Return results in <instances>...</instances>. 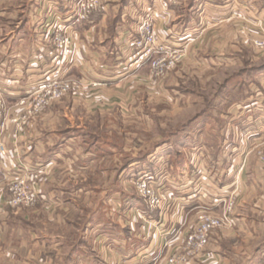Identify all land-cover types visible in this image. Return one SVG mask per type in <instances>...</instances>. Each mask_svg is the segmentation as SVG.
I'll return each instance as SVG.
<instances>
[{
  "label": "rangeland",
  "instance_id": "obj_1",
  "mask_svg": "<svg viewBox=\"0 0 264 264\" xmlns=\"http://www.w3.org/2000/svg\"><path fill=\"white\" fill-rule=\"evenodd\" d=\"M38 3L40 0H32L31 8L35 10ZM151 3L144 13L149 11L151 5L153 7V0ZM179 3L180 0H177L173 5ZM125 4L127 1H122L120 9H125ZM254 4L261 11L264 0H256ZM253 19V27L249 29H245L244 18L233 22L222 20L219 26L214 27V34L207 35V44L198 45L195 42L191 45V50L182 48L180 36L166 50L153 53L144 67L147 81L129 86L132 94L136 93V98L130 99L126 108L119 106L109 113H97L94 107L90 106L91 111L87 112L85 108L76 106L72 115L70 110L62 109V120L47 119L50 124L44 127L50 135L55 132L56 126L59 127L60 122L69 127L73 123L82 126L63 130L67 135H76L73 136L76 139L74 145L63 143L59 147L60 151H54L61 153L62 159H65L61 160L64 165L67 164L66 159L78 155L79 160L72 163L74 170L76 171L77 165L87 162L93 175L82 176V172L76 174L68 167L61 169L62 167L56 166L58 176L55 180L46 181L45 186L49 184L51 188L59 187L57 191L61 194L64 206L53 211L48 207L52 202L54 205L59 201V198H56L55 193L53 198L45 199L39 193L37 184L42 181L40 169L26 167L25 172H20L28 179L29 185H33L27 189H31L37 200L29 206L4 207L0 217L10 208L17 212L28 208L34 227L24 231V237L29 236L22 248L24 255H19L18 258L14 256V263L8 264H73L74 262L68 263L65 255L99 251L104 246L101 243L103 237L109 240L111 234L117 231L118 227L115 225L118 219L126 225L123 228L126 231H144L141 224L150 220L152 209L165 212L173 205V196L166 190L167 174L177 180L183 176L180 181H186L187 187L188 184L192 185L191 192L195 197H200V202L195 204L198 205L199 212L204 210L223 213L228 207V201L233 199V216L237 219L235 207H240V202H244L237 190V172L240 168L238 167L237 172L234 171L232 179L225 177L226 174L222 171L231 164L234 135L241 137L245 133L246 122L250 117L246 114L253 101L252 97L254 100H263L264 47L257 46L255 40H264V18ZM171 51L180 59L164 75L157 76L153 63L166 57ZM138 91L140 94H137ZM71 93L57 101H61L63 107L69 106V98L66 96ZM21 108L23 110L15 117L20 123H16L17 126H22L20 130L26 124L35 122L47 109L29 112L28 109ZM234 124L238 127L234 128ZM224 140H227V145L223 144ZM243 148L237 144L234 149H238L237 153H240ZM5 149L7 150L6 147ZM54 151L51 148L48 150L50 154H54ZM240 164L246 162L242 160ZM76 175L91 186L89 192L72 193ZM146 175L154 176L155 188L165 197L159 207H152L149 197L138 189L139 179ZM12 177L16 178L0 179V193L5 201L11 195L10 185L20 178L18 175ZM107 185L113 187L105 193ZM117 188L120 191H114ZM189 201L192 203L193 200ZM39 202H43L41 208L37 206ZM249 202L251 201H247V204L250 205ZM54 212L60 214L61 222L55 219ZM108 212L109 220L102 222L101 219ZM224 227L233 228L236 224ZM105 232L108 234L105 235ZM17 235L13 231L9 232L12 240L19 239ZM45 241L51 245L50 248ZM256 243L258 247H264L262 240ZM57 247L61 248V258L55 256L54 249ZM26 250H30V254ZM78 262L81 264L80 260Z\"/></svg>",
  "mask_w": 264,
  "mask_h": 264
},
{
  "label": "crops",
  "instance_id": "obj_2",
  "mask_svg": "<svg viewBox=\"0 0 264 264\" xmlns=\"http://www.w3.org/2000/svg\"><path fill=\"white\" fill-rule=\"evenodd\" d=\"M31 1L0 0V97L7 102L3 117L6 128L3 131L0 128V143L7 148V154L0 157V179H14L16 177L12 176L15 175L20 177V172H25L26 167L40 169L42 181L37 184V188L45 199L53 198L56 193L59 201L54 205L52 202L48 207L54 211L64 206L61 194L57 191L59 187L51 188L49 184H45L46 181L56 179L57 167L74 170L72 163L79 160L78 155L66 159L67 164L64 165L61 160L65 159H62L59 147L63 143L74 145L76 140L73 138L76 135H67L63 130L75 127L78 129L82 126L73 123L69 127L60 122L59 127L56 126L55 132L50 135L45 131L44 126L50 124L46 120H62L61 110H70L72 115L76 106L85 108L87 112L91 111V106L97 113H109L119 106L126 108L127 102L136 98V93L132 94L129 86L146 80L144 67L149 58H143L140 64L134 63L138 48L132 46V41L140 37L138 23L149 3L152 4V0H125V9H120L124 0H102V6L94 12L89 21L73 25L66 23L75 50L70 75L97 80L101 85L96 88L85 87L79 92L71 93L66 96L69 98V106L63 107L62 102L57 101L41 113L35 122L26 124L24 129L20 130L12 121V118L17 117L23 110L18 106V101L33 83L50 76L57 52L49 27L56 21L57 16L66 15L73 3L66 0H40L33 10ZM254 1L256 0H180L179 4L172 5L168 10H154L152 7V13L156 16L155 30L159 43L172 46L181 36L182 48L191 50L190 47L195 42L198 45L207 44V35L213 33L216 29L214 27L219 26L222 20L233 22L244 18L245 29H249L253 27V18H264V6L262 5L259 11ZM137 94H140V91ZM252 100L246 114L250 117L244 118L249 119L245 133L241 137L234 135L230 153L231 164L222 171L226 174L225 177L232 179L234 171L237 172L238 167L240 168L237 172V190L244 202H240V207H235L238 216L236 227L216 229L205 250L187 259L184 264H264V247H258L256 243L260 240L264 242V237H261L264 234V95L263 102L254 100V97ZM233 127L238 125L234 124ZM223 144L227 145V140H224ZM237 144L244 147L240 153H237L238 149H234ZM50 148L59 151L50 154ZM242 160L246 164L241 165ZM75 168L76 171L72 172L76 174L82 172V176L93 175L87 162ZM166 176V190L173 196V205L168 212L152 209L151 218L142 222L141 226L145 229L140 233L128 229L126 231L123 229L126 225L118 219L115 225L118 227L117 231L108 236L109 240L103 237L101 243H104V246H101L99 251L66 254L68 263L79 264L80 260L81 264H166L170 252L181 245L186 233L195 225L199 212L198 205L195 204L200 202V197H195L191 192L192 185L188 184L187 187L186 181H180L183 176L180 180L170 178L168 174ZM78 178V175L74 177L76 180L73 181L75 185L72 193L89 192L91 186L82 178L79 185ZM112 187L107 185L104 192L108 193L106 190ZM114 191L118 192L120 189ZM189 200H193L192 203ZM247 201H251L250 205ZM41 205L43 202H39L38 208H41ZM54 215L55 219L61 222L60 214L54 212ZM106 217L101 219L102 222L109 220V212ZM32 226L34 227L28 208L19 212L10 208L1 215L0 264L14 263V256L18 258L19 255H24L22 248L28 242L26 237H29H24V231ZM10 231L17 233L19 239H10ZM106 234L108 232H105ZM45 242L43 248H50L51 245L46 242L45 246ZM60 249L57 247L54 252L55 256L61 258ZM30 252L26 250V253Z\"/></svg>",
  "mask_w": 264,
  "mask_h": 264
},
{
  "label": "built area",
  "instance_id": "obj_3",
  "mask_svg": "<svg viewBox=\"0 0 264 264\" xmlns=\"http://www.w3.org/2000/svg\"><path fill=\"white\" fill-rule=\"evenodd\" d=\"M66 1L73 2L71 9L66 15L57 16L56 21L49 27L55 51L57 52L54 59L55 65L50 70V76L33 83L18 101V106L28 109L29 112L44 110L55 101L77 89L85 87L96 88L101 85V82L97 80H91L87 77L75 78L70 75L75 60V50L66 24L70 23L73 25L89 21L93 13L101 7V0ZM174 3H177V0H153V9L168 10ZM155 18L156 16L152 13L151 6L149 11L145 12L139 21L138 32L140 37L132 41V46L139 49V52L134 56V63L140 64L143 58H149L151 54L166 50L169 47L159 43L155 30ZM255 44L259 47H264V40H255ZM179 59L180 57L171 51L166 57L155 61L153 65L156 68L157 76L164 75L174 62ZM4 110L5 101L3 97H0L1 130L6 128V122L3 118ZM12 121L20 124L16 118L12 119ZM23 123L25 124V121ZM21 128L22 126L20 125L19 129ZM6 152L4 145L0 143V156L6 154ZM154 185H156L154 176L151 175L143 176L138 181V189L142 194L149 197L151 206L159 207L165 197ZM30 186L33 185H29L28 179L25 176H20L16 183L10 185L11 195L6 201L0 193V212L7 206H29L34 204L37 199L31 189H27ZM233 210L234 200L230 199L228 207L223 213L204 210L199 212L195 225L186 233L181 245L173 249L168 255L166 264H184L187 259L202 253L210 243L211 235L216 229L236 224L237 219L233 216Z\"/></svg>",
  "mask_w": 264,
  "mask_h": 264
}]
</instances>
